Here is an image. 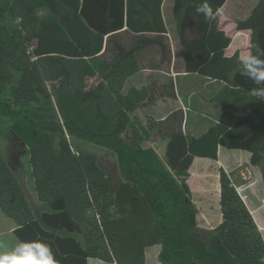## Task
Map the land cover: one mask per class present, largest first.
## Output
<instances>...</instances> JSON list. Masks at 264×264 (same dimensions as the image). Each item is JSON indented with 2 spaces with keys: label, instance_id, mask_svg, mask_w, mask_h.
<instances>
[{
  "label": "trees",
  "instance_id": "1",
  "mask_svg": "<svg viewBox=\"0 0 264 264\" xmlns=\"http://www.w3.org/2000/svg\"><path fill=\"white\" fill-rule=\"evenodd\" d=\"M125 2L83 0L81 16L99 34L116 38L128 33ZM163 2L129 0L128 18L156 19ZM207 2L217 14L227 0ZM204 3L175 0L178 25ZM54 4L0 0V210L13 222L16 239L49 247L58 264H147L154 247L159 264H264L263 234L225 172L223 221L201 235L188 184L194 156L182 124L166 132L159 123L155 132L168 144L161 157L131 117L139 99L119 92L130 69L123 45L116 42L113 63L103 55L86 59L64 18L73 9L63 0ZM238 29L252 31L251 56L264 70V0ZM202 31L197 68L226 82L222 114L207 139L214 147L251 152L252 164L261 167L264 97L250 93L264 90V81L257 83L239 55L225 56L231 39L218 25ZM96 75L102 81L89 87L87 78ZM59 79L50 91L48 82ZM100 152L112 157L117 183L103 169Z\"/></svg>",
  "mask_w": 264,
  "mask_h": 264
},
{
  "label": "crops",
  "instance_id": "2",
  "mask_svg": "<svg viewBox=\"0 0 264 264\" xmlns=\"http://www.w3.org/2000/svg\"><path fill=\"white\" fill-rule=\"evenodd\" d=\"M45 1L49 7H55L56 0ZM174 1L164 0L159 15L157 7H154L158 15L156 19L134 16L130 21L128 15L131 3L126 0L127 14L123 31L128 33H121L116 38L99 34L88 25L81 16L83 0H63L66 6L73 9V13L66 14L64 18L86 59L103 55L113 63L119 58L114 54L119 52L116 42L123 45L130 69L125 70L128 74L124 73L126 77L119 92L124 95L132 93L135 99H139L140 103L131 117L145 135L147 144L155 147L161 157L167 155L168 144L160 132H155L159 123L164 124L168 130L166 132L170 131L171 126L178 129L182 124L188 153L194 156L188 184L199 209V229L204 233L212 231L223 221L221 177L225 172L232 179L264 237V164L261 167L253 165L252 153L249 151L230 150L219 145L214 147L211 139H207L213 127L219 123L222 114L220 97L224 94L226 82L202 74L196 62L202 58V49H199V45L205 41L202 29L218 25V29L225 32L227 37L230 29L235 33H250L245 37L235 34L230 36L231 43L225 52V56L232 58L239 55V60L247 63V58L251 56L252 31L239 30L238 21L248 19L259 0H227L211 20L198 13L197 8L190 9L180 26L173 13ZM134 7L137 9L138 6L134 4ZM136 9L132 8L134 15L139 12ZM180 29H183V34ZM108 49L112 52L107 53ZM101 81L98 75L87 78L89 87L98 86ZM59 84L60 79L48 82V88L52 91ZM175 112L176 116L169 120V126L165 122ZM210 186L216 192L213 202L217 204V211L206 200ZM6 219L1 220L5 222ZM8 234L15 236L14 225L0 230V236ZM89 264L106 263L90 259Z\"/></svg>",
  "mask_w": 264,
  "mask_h": 264
},
{
  "label": "clouds",
  "instance_id": "3",
  "mask_svg": "<svg viewBox=\"0 0 264 264\" xmlns=\"http://www.w3.org/2000/svg\"><path fill=\"white\" fill-rule=\"evenodd\" d=\"M218 11L219 9H217ZM197 12L202 13L208 20L214 19L216 15L207 0L197 8ZM260 63L261 61L255 57L247 58V67L255 76L257 83L264 81V70L256 67ZM250 95L264 97V90L253 89ZM0 264H58V262L49 247L38 242H29L21 243L10 253L0 254Z\"/></svg>",
  "mask_w": 264,
  "mask_h": 264
},
{
  "label": "rangeland",
  "instance_id": "4",
  "mask_svg": "<svg viewBox=\"0 0 264 264\" xmlns=\"http://www.w3.org/2000/svg\"><path fill=\"white\" fill-rule=\"evenodd\" d=\"M247 1L250 2L249 0H247ZM234 34L239 36V37H245V36L250 35L249 32L248 33H240V32L235 33L234 30H232V29H230V31L227 32V35L229 37L234 36ZM86 149L91 150L92 148L86 147ZM245 156L248 157V154H245ZM100 158H101L100 163H101L103 169L105 171L113 174L115 176L114 183H117L118 171H117V168L113 162L112 157L110 155H108V153H106V152H100ZM209 169H211V166H209ZM25 175H26V173L22 174V176H25ZM30 193L32 194V192H30ZM215 196H216V192H214V190L210 186L209 191H208V197L206 198V200H207L209 206L213 207L217 211V204H215L213 202L215 200ZM4 218L5 217L3 216V213L0 210V221H3L1 219H4ZM5 222L3 221V223L0 224V230L8 229L9 227H11V225H13V222L9 219H6ZM4 225H6V226L1 227ZM199 225H201V223ZM200 233H202L201 235L204 236V232L201 230V228H200ZM20 244L21 243L16 239V237L11 235V234L0 236V254L10 253ZM157 256H158V248H156V247L151 248L147 253V260H148L147 264H159Z\"/></svg>",
  "mask_w": 264,
  "mask_h": 264
}]
</instances>
